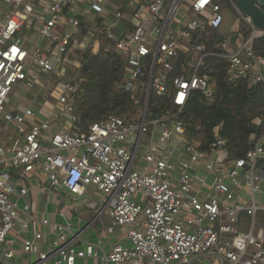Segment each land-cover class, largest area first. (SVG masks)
<instances>
[{"label": "built area", "instance_id": "obj_1", "mask_svg": "<svg viewBox=\"0 0 264 264\" xmlns=\"http://www.w3.org/2000/svg\"><path fill=\"white\" fill-rule=\"evenodd\" d=\"M117 4L0 0V264H77L89 257L111 264H264L263 143L231 157L219 126L202 151L181 118L193 91L213 95L210 76L201 71L209 56L227 59L232 79L264 85V57L254 51L264 30L236 0H137L130 15L121 6L112 11ZM225 5L251 34L243 42L225 39L217 53L196 33L221 28ZM108 12L113 21L92 52L114 50L123 58V88L138 106L137 118L109 114L85 127L76 114L74 72L91 42L82 24L107 20ZM121 23L127 26L115 34ZM183 55L194 61L182 63L173 80L174 109L150 118L152 92L167 93L169 74ZM38 170L46 174L39 186L31 178ZM91 187L110 197L107 231L128 227L130 246L114 244L102 255L94 243L79 249L73 224L39 219L30 203H20L32 191L82 203ZM16 223L26 235L21 251L38 254L36 262L15 259L17 239L9 236ZM40 225L55 236L45 251L37 244Z\"/></svg>", "mask_w": 264, "mask_h": 264}, {"label": "trees", "instance_id": "obj_2", "mask_svg": "<svg viewBox=\"0 0 264 264\" xmlns=\"http://www.w3.org/2000/svg\"><path fill=\"white\" fill-rule=\"evenodd\" d=\"M226 22L221 28H208L204 33H196L210 51L222 52L221 42L229 38L225 31ZM250 34V26L242 22L235 39L243 42ZM254 51L264 57V36L255 40ZM81 55L82 66L74 72L79 84L75 97L76 114L81 117L82 124L87 127L109 114H134L138 106L123 88L126 78L123 58L114 50L101 49L94 54L91 44ZM189 59L183 55L169 74L165 95L152 92L150 118L163 116L166 110L174 109L173 80L182 73V63ZM228 69L227 59L218 56L205 59L201 71L209 74L213 95L207 98L201 91H193L181 118L186 124L188 139L202 151L209 150L218 127L222 126L220 135L227 140L231 157L236 158L244 156L258 142L264 146V85L250 84L247 79L234 80Z\"/></svg>", "mask_w": 264, "mask_h": 264}, {"label": "crops", "instance_id": "obj_3", "mask_svg": "<svg viewBox=\"0 0 264 264\" xmlns=\"http://www.w3.org/2000/svg\"><path fill=\"white\" fill-rule=\"evenodd\" d=\"M119 4L114 5L112 11L115 7L121 6L125 13L130 15L131 10L129 9L137 0H117ZM109 13V18H98L94 20L92 17L87 22L83 21V30L89 32L91 46H93V41H95L98 36H100L101 30L104 26L110 25L113 21L111 18L112 13ZM86 22V23H85ZM126 24V23H125ZM124 23L118 24L115 28V34H120L123 31ZM127 26V24H126ZM89 30V31H88ZM35 184L39 186L43 181L46 180V174L42 170H38L32 177ZM196 187L200 188L201 183L196 180ZM204 189V188H203ZM206 189V186H205ZM142 196H139V199ZM47 199V202L44 201ZM110 197L101 194L95 188L91 187L85 197L82 198V203L72 201L65 194H41L37 191L30 192L26 197L20 200L22 205L30 203L37 218H42L44 216L48 217L52 221L58 223H71L75 227V233H80V238L76 241V247L83 249L86 243H94L97 247L99 255L104 252L110 251L112 245L121 244L123 246H130V240L128 238L127 229L128 227L123 226L117 228L113 233L107 231V227L111 222V209L112 205L109 203ZM46 202V203H45ZM51 204V206H50ZM94 205V207L91 206ZM39 230L43 233V237L37 242L38 247L41 251H45L51 242L54 240L55 236L51 232L49 226H39ZM26 235L20 234L19 223H16L15 227L10 233V238H16V248L18 250L15 257L18 261H30L36 262L38 260V254H25L21 251L22 239ZM29 236V235H28ZM31 236V235H30ZM53 264V263H50ZM77 264H111L106 263L101 258H78ZM130 264V263H125ZM143 264H149L147 259H144ZM182 264V263H180Z\"/></svg>", "mask_w": 264, "mask_h": 264}, {"label": "rangeland", "instance_id": "obj_4", "mask_svg": "<svg viewBox=\"0 0 264 264\" xmlns=\"http://www.w3.org/2000/svg\"><path fill=\"white\" fill-rule=\"evenodd\" d=\"M224 14L226 17V34L230 38H236V33L239 28V25L242 23L238 14L234 11L233 7L231 5H225L224 8ZM194 59L189 60V64H193ZM76 76V75H75ZM129 118L135 119L137 118V115L135 114H130ZM2 133H0L1 135ZM44 201L47 202V199H44ZM45 202V203H46ZM51 206V204H50ZM191 264H217L216 262H213L212 259H196Z\"/></svg>", "mask_w": 264, "mask_h": 264}, {"label": "water", "instance_id": "obj_5", "mask_svg": "<svg viewBox=\"0 0 264 264\" xmlns=\"http://www.w3.org/2000/svg\"><path fill=\"white\" fill-rule=\"evenodd\" d=\"M236 3L243 13L251 16L259 30H264V11L261 8L264 0H236Z\"/></svg>", "mask_w": 264, "mask_h": 264}, {"label": "snow or ice", "instance_id": "obj_6", "mask_svg": "<svg viewBox=\"0 0 264 264\" xmlns=\"http://www.w3.org/2000/svg\"><path fill=\"white\" fill-rule=\"evenodd\" d=\"M183 98V96L181 95V99Z\"/></svg>", "mask_w": 264, "mask_h": 264}]
</instances>
